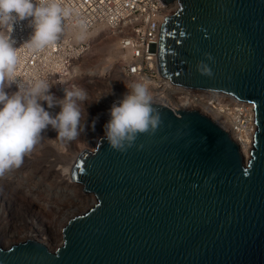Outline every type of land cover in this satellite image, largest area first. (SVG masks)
Instances as JSON below:
<instances>
[{
	"label": "water",
	"instance_id": "water-1",
	"mask_svg": "<svg viewBox=\"0 0 264 264\" xmlns=\"http://www.w3.org/2000/svg\"><path fill=\"white\" fill-rule=\"evenodd\" d=\"M178 3L161 23L160 74L251 103L250 157L197 109L154 103L164 124L138 137L143 149L120 153L103 135L76 156L71 180L95 202L67 221L62 244L0 247V264H264V0ZM202 59L213 77L197 71Z\"/></svg>",
	"mask_w": 264,
	"mask_h": 264
},
{
	"label": "clouds",
	"instance_id": "clouds-1",
	"mask_svg": "<svg viewBox=\"0 0 264 264\" xmlns=\"http://www.w3.org/2000/svg\"><path fill=\"white\" fill-rule=\"evenodd\" d=\"M71 15L72 9L62 0H0V179L23 166L25 157L31 155L49 128L56 131L55 139L65 144L78 140L89 127L95 131L96 120L90 125L81 123L82 105L98 103L101 97L90 101L85 89L73 87L63 89L64 95L58 98L47 79L24 80L16 73L19 58L12 38L14 26L28 21L32 31L23 44L30 51L39 52L64 36ZM76 25L80 28L76 39L82 41L86 38V22L77 20ZM204 56L207 61H214L211 53L205 52ZM196 69L201 75H214L203 59L197 62ZM13 85L17 90L9 93L6 89ZM125 86L127 92L108 110L109 119L101 137L102 142L106 140L111 149L120 153H127L132 147L143 149V143L137 144L138 137L155 135L164 124L147 80ZM56 107L59 112H52Z\"/></svg>",
	"mask_w": 264,
	"mask_h": 264
},
{
	"label": "bare ground",
	"instance_id": "bare-ground-1",
	"mask_svg": "<svg viewBox=\"0 0 264 264\" xmlns=\"http://www.w3.org/2000/svg\"><path fill=\"white\" fill-rule=\"evenodd\" d=\"M102 30V27H96L86 33L91 39V45L90 50L80 59V63L91 66L89 71L83 69L85 74H91L90 90L96 86L114 91V96H111L113 98L110 101L106 96L98 103L88 104L92 110V115L88 118L90 121L96 120V129L91 133L92 142L85 141L86 135L82 134L78 140L65 144L55 139L56 131L49 128L44 133V144L55 151L52 153L57 159L41 161L39 169L33 168L35 165H31V162L27 163L0 179V241L6 245L16 244L18 239H32L56 249L62 244L63 227L67 221L77 213L85 212L95 202L93 193L83 192V185L71 180L72 165L83 148H92L98 137L104 135L103 122L109 119L108 110L114 101L122 98L127 92L125 83H128L116 69L121 59L117 39ZM6 90L9 93L16 91L14 85ZM174 92L179 95L154 92L151 94L156 104L176 110L194 108L207 115L237 142L244 161L250 157L252 138L250 132L244 131V123L248 116H252L251 103L214 91H200L197 99L190 94L181 95L184 92ZM95 99L96 96L90 93L89 100ZM240 125H243V128H239ZM61 151L64 158L60 154ZM32 157L30 155L26 158L33 162ZM46 213L50 216L47 217Z\"/></svg>",
	"mask_w": 264,
	"mask_h": 264
},
{
	"label": "built area",
	"instance_id": "built-area-1",
	"mask_svg": "<svg viewBox=\"0 0 264 264\" xmlns=\"http://www.w3.org/2000/svg\"><path fill=\"white\" fill-rule=\"evenodd\" d=\"M62 4L72 9V15L68 20L64 36L53 46L39 52L30 51L23 44L32 31L28 21L18 22L14 26L12 38L16 41L15 47H17L19 58L16 67L19 78L47 79L54 85L51 92L55 95L57 93L58 98L64 95L65 88H83L82 83L90 86L91 74L89 72L85 74L83 69L89 71L91 66L81 64L80 59L90 50L91 39L87 36L82 41L76 39V34L80 31L76 21L82 19L86 22V33L96 27H102L103 33L108 32L116 37L117 49L121 54L117 70L128 80V83L145 79L149 83L150 93L179 95L174 92L179 91L184 92L181 94L183 96L190 94L196 99L200 91H212L176 85L160 74L157 55L161 23L164 22L165 17L172 15L178 9V0L171 2L164 0H62ZM14 86L16 89V85ZM89 91L96 96V99L99 97L104 99L107 96L110 101L113 98L111 96H114V91L96 86ZM85 107L88 108L87 102ZM55 109L51 111L54 112ZM253 118L252 105V116H248L244 123V131L250 132L252 142L254 131H256ZM81 123L84 124V119ZM239 128H243V125ZM97 140L94 146L88 149H93Z\"/></svg>",
	"mask_w": 264,
	"mask_h": 264
},
{
	"label": "rangeland",
	"instance_id": "rangeland-1",
	"mask_svg": "<svg viewBox=\"0 0 264 264\" xmlns=\"http://www.w3.org/2000/svg\"><path fill=\"white\" fill-rule=\"evenodd\" d=\"M107 46H108V44H107ZM105 48H106V45H105ZM104 49H102V51H103ZM101 51V52H102ZM103 53H106V52H103ZM117 69V68H116ZM81 87H83V88H85L86 90H88L87 92L88 93H90V89H89V86H88V84H84V83H82L81 84ZM56 95H58L57 93H56ZM86 103V102H85ZM82 108H84V113L85 114H83V116H84V124H91V122L92 121H90L89 120V118L88 117H90L91 115H92V111H91V109L88 107V108H86L85 107V104H84V106L82 105ZM55 112H59V110H57V109H55L54 110V113ZM103 126H104V124H103ZM104 128V127H103ZM95 129H96V127H95ZM93 131H91V128L89 127V129H88V131H87V133L85 134L86 135V138L87 139H85V141H90L91 140V142L93 141L92 140V133ZM45 140H47V139H45ZM73 142V141H72ZM71 142V143H72ZM71 143H69V144H71ZM50 147V146H49ZM48 146H46V144H44V140L42 139V141L35 147V149L33 150V152L31 153V156H33L32 158H33V162L32 161H29L30 159H28V158H26L25 157V163L23 164V166H25L27 163H30L31 162V165H35L33 168H38L39 169V166H40V163H41V161H45V160H47V159H51L52 158V160L53 161H55L56 159H57V157L53 154V153H55V151L53 150V149H51V148H49ZM49 150V151H48ZM58 150V149H57ZM52 151H53V153H52ZM37 153V154H36ZM33 154V155H32ZM60 154H62L63 155V152L61 151L60 152ZM44 158V159H43ZM63 158H64V155H63ZM28 160V162H27V160ZM51 160V161H52ZM62 160V159H61ZM39 163V164H38ZM57 164H59V163H57ZM62 164H63V162H62ZM38 166V167H37ZM81 213H83V212H81ZM81 213H77L76 215H78V214H81ZM46 215H47V217H49L50 215H49V213H46ZM19 241H22V240H17V242H19ZM12 245V244H11ZM8 246H10V245H6V243L5 242H3L2 240L0 241V247H2V248H8ZM48 249H50L51 251H53V250H55V249H53V247L52 246H48L47 247Z\"/></svg>",
	"mask_w": 264,
	"mask_h": 264
}]
</instances>
